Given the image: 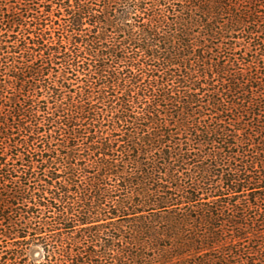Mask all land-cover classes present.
<instances>
[{
	"label": "trees",
	"instance_id": "16d2710c",
	"mask_svg": "<svg viewBox=\"0 0 264 264\" xmlns=\"http://www.w3.org/2000/svg\"><path fill=\"white\" fill-rule=\"evenodd\" d=\"M0 264H264V0H0Z\"/></svg>",
	"mask_w": 264,
	"mask_h": 264
}]
</instances>
